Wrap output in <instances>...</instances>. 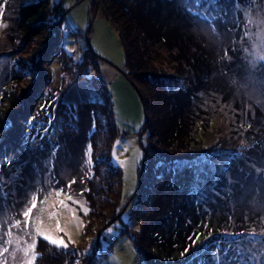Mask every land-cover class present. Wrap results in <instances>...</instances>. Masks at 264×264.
Returning a JSON list of instances; mask_svg holds the SVG:
<instances>
[{
	"label": "trees",
	"instance_id": "trees-1",
	"mask_svg": "<svg viewBox=\"0 0 264 264\" xmlns=\"http://www.w3.org/2000/svg\"><path fill=\"white\" fill-rule=\"evenodd\" d=\"M93 1L102 5L118 31L125 54L126 73L138 84L145 110L142 130L148 131V135L146 144L142 146L144 172L140 179V164L139 184L132 198H129L130 202L133 201L131 217L139 220L140 227L133 229L131 237L138 250L145 255L148 264H213L214 256L220 252L213 254L211 249L214 248V242L221 239L222 233H243L249 229L246 227L248 218L240 202L242 199L238 200L237 197L239 188L235 192L227 190V171L242 176V187L251 181V185L247 187L251 188L248 190L249 194L253 185L251 173L259 176L261 173L257 168L264 171V161L259 158L257 149V141L264 138V124L259 125L258 129L248 126L243 134L246 142L238 146L227 147L221 142H208L203 137L211 120V116L207 114L210 94L221 87L220 79H214V76H219L217 72L221 71L223 61H220L221 58L214 59L211 48L196 33L194 19H198L196 14L201 13L198 12L200 8L207 7L202 13L214 8L210 9L211 6L201 3L203 0H195L197 9L191 4L193 0H184V4L180 0ZM226 2L229 3V0H220L224 7L230 9L223 20L207 22L216 31L227 32L230 42L224 49L225 59H230L229 63L240 59L235 62L238 64L228 63L227 67L246 74L250 66L243 64L246 59L242 52V39L248 27L242 10L232 11L231 3ZM239 2L246 3V0ZM218 13L220 14L217 12L215 15L219 16ZM65 15L61 3L51 8L50 0H24L18 8L17 23L22 39L33 41L42 38L45 44L44 47H39L43 49L39 51L36 66L34 56L26 57L19 53L15 57V75L20 80L26 79L27 87L18 92L5 85L1 90L0 137L5 136L4 144L7 148H0V160L5 159L7 150L18 148L27 137L26 126L30 119L21 113L23 108H19L18 112L13 111L11 106H21L23 95L39 106H50L51 101H55L56 106L55 115L51 119L54 126L49 125V133L39 139L41 146L31 145L19 152L23 160L21 173L24 177L26 175V179L23 177V184H15L11 197L0 199V216L7 222L22 218L20 213L30 195L37 189L42 191V199L52 187L62 188L63 192L71 195H80L81 190L87 188L90 191L80 195L90 209L87 215L82 214L83 242L77 246H69L65 254V250H57L40 239L36 247L39 256L35 264H66L80 257L88 260V264H97L98 259L110 249V245L101 249L100 240L104 230L121 216L118 212L125 205L122 168L110 163L113 144L120 128L115 121L112 93L101 72L98 54L89 42L83 50L82 58L78 60L63 48L61 26ZM52 18H55L54 22ZM162 49L166 52H162ZM160 52L165 54V61L169 66L165 64ZM58 55L61 56L60 77L58 82L54 80L53 85L59 88V96L48 99L44 96L42 87L49 83L41 80L43 75L39 69L45 63L50 65ZM91 66L96 71L93 82L98 96L90 98L87 104L64 100L63 94L75 82L86 79ZM26 72L30 75L25 74ZM34 75L36 78L30 80ZM96 98L101 103H97ZM239 99L236 98V101ZM84 105L89 114L86 122L81 117L85 111ZM93 113L98 114L94 128ZM18 118L22 120L21 124L16 123ZM52 129H55L54 133ZM66 134L70 139L65 140L64 145L72 158L71 163L65 164L68 171H64V163H59L63 159L58 157V148L55 147L61 145V139ZM88 145L92 147L91 179L85 163ZM223 154L235 158L234 164L236 161L237 166L242 164V172L237 169L224 172L226 166H214V161ZM189 162L198 165L199 171L197 167H184ZM177 166H180L179 171H175ZM198 177L204 181L198 185L202 195L193 191ZM73 180L75 182L69 189V182ZM205 223L207 227L204 226ZM0 224L5 232L3 221ZM101 227L103 230L98 249L95 248V241L91 253L84 255L87 237L95 235L96 239V233ZM128 228V225H124L121 234L128 232ZM239 240L243 242L245 238L235 241ZM193 241L196 242L195 245ZM202 246V254L194 256ZM242 247L244 250L247 248ZM185 248H189V252L182 256ZM73 251L81 255L73 256Z\"/></svg>",
	"mask_w": 264,
	"mask_h": 264
},
{
	"label": "rangeland",
	"instance_id": "rangeland-1",
	"mask_svg": "<svg viewBox=\"0 0 264 264\" xmlns=\"http://www.w3.org/2000/svg\"><path fill=\"white\" fill-rule=\"evenodd\" d=\"M22 1L24 0H0V105L2 104L1 90L5 85H7V87L10 86L11 90L16 89L18 92L27 87V80L24 78L20 80L18 79L19 76L15 75V57H17L19 53L26 57L27 55L34 56V66H36L38 63L37 57L39 51L43 49V45L45 44L42 38L33 41L22 39L17 23L18 8ZM180 1L184 4V0ZM203 2L208 6L207 0H203L201 3ZM50 3L51 8L55 7L57 3H61V7H63L66 13L61 26L63 48L73 55L74 59L78 60L82 58L83 50L90 41L91 47L99 56L98 61L101 72L106 77L108 87L112 93L115 121L120 128V133L114 141L113 146L116 144L117 140H121L122 146L117 149L119 159L129 161V163L122 168L123 200L124 204H126L139 184V165L143 158L142 146L147 142L148 131L143 132L142 130V125L145 120V110L142 99L136 88L125 75L127 70L126 60L118 31L108 15L104 12L102 5H98V8L95 10V2L93 0H50ZM191 4L197 9V2L195 0H193ZM239 5L248 27L247 33L249 34L242 39V52L246 59V63L243 64L250 66L246 74L239 73L235 69H232V67H227L230 60L225 59L226 56L224 55L225 46L230 42V40H228L229 37H227V32L213 31V25L207 21H202L199 16L197 20L194 19V29L196 33H199L202 40H204V44L211 48L214 59L221 58L220 61H223L221 71L217 72L219 76H214V79L219 78L221 80H219L221 87L219 90L213 91L211 93L212 95L210 94L207 103V114L211 116V120L210 124H207L208 130L205 131L203 137L208 142H221V144L227 147L238 146L246 142L243 134L248 130L246 129L248 126L258 129L259 125L264 124V0H257V3L251 5V9H249L247 3L239 2ZM212 7L214 8L213 10L205 12L210 15H215V13L219 12L214 6H211L210 9ZM230 8L232 11H235L232 4H230ZM257 8H259L260 11H257ZM226 9L230 10L228 7ZM203 10H207V7L200 8L198 12L202 13ZM246 11L250 12V18L253 21L252 24L248 23L249 17L244 15ZM220 14L218 13V15ZM41 45L43 47L40 49L39 47ZM33 46L37 47L34 48ZM15 48L17 51H15ZM162 52H166V50L162 49ZM162 52L160 53L164 57V62L169 66L170 64L165 61V54ZM159 60L162 62L161 58ZM238 60L240 59L231 60L230 63H235ZM60 62L61 56L58 55L52 60L50 65L45 63L41 65L39 69L43 75V79L41 80L49 83L42 87L44 96L48 99L59 96V88H56L53 82L55 79L56 82L59 80ZM236 64L238 63L234 65ZM91 67L92 68L88 70V77H86V79L75 82L69 87L67 92L63 94L64 100L67 102L87 104L88 101L91 100L90 98L98 96V92L95 88L96 85L93 82V76L96 74V71L93 66ZM66 76L68 79V72ZM34 78H36V75L32 76L30 80ZM38 80L37 78V83H39ZM236 98L240 99L236 101ZM3 104H5V102ZM55 106V104L53 105L50 103V106L42 108V105L39 106L38 103L33 102L31 98L28 99V97L24 95L21 106L18 108L15 105L11 106L13 111L17 110L18 112L20 111L19 108H23L21 109V113H24V115L30 119V122L26 126V139L22 140L18 148L7 150L5 159L0 160V174L3 176L4 191L8 193L7 199L11 197L15 184H19L20 182L23 184L26 179V175L24 177L21 173L23 160L19 152L24 148L28 149L31 145L35 147L41 146L39 145L41 143L38 133H40L42 129L48 128L49 125L54 126L51 119L55 115ZM83 108L85 111L82 112L81 117L85 118L86 122L89 115L88 109L85 105ZM49 121H51V123H49ZM21 122L22 120L20 121L19 118L16 120L17 124H21ZM138 124L140 127L137 129L136 126ZM33 125L35 127H33ZM85 126L86 124L83 125V128H85ZM199 134L201 135L202 133L200 132ZM33 136L37 137L35 142L31 140ZM69 139L70 136L68 134L63 135L57 153L58 157L60 156L63 159V162L60 161L59 163H64V166H62L64 167V171H68L66 165L71 163L72 160L70 153L67 152L64 145V142H66L65 140L68 141ZM5 140V136L0 137V148L5 147ZM246 144H248V142ZM249 146L250 145H248V147ZM257 149L260 153L259 158L264 161V138L257 141ZM68 154L70 157H68ZM136 157H139V161H136ZM68 158H70L69 161ZM234 160L235 158L223 154L221 158L214 161L213 165L226 166L224 172L229 169H237L238 172L241 173L242 170L240 169L244 168L243 165L237 166L236 161L234 164ZM8 161H11V163L9 164ZM257 169L260 170L258 172L261 174L259 176H254L253 173H251L250 178L253 185L251 186L252 190L250 194L248 190L251 188L247 187L251 185V181L248 185L242 187V176L239 177L235 173L228 171V174L225 175V179L228 191L233 190L235 192L239 188L237 197L238 200L242 199L240 202L248 218L246 227H249V229L248 232H243L245 234L244 243L240 240L234 243L239 245L240 248L241 246L247 247L245 250L244 247L241 248L244 254H249V256L256 254L259 259V264H264V237L262 239V235L264 234V171L260 168ZM13 176L16 177L15 180L12 179ZM231 186L232 188H230ZM57 190L59 189L53 187L48 190V193L51 191L52 195L48 198L46 204L38 206L43 207L44 210L42 213L39 212V210H34L33 216H39L35 224H39L43 230L55 234L58 220L60 225L64 228V233H60V235H63L66 241L69 240L70 236L71 241L74 243H70L69 246H77L79 243L83 242L82 236L84 233V226L81 227L73 221L72 214L67 209H58V215L56 217H50L49 215V213L54 210L58 200L66 199L68 195V193L63 192L60 197H57L55 195ZM72 196L77 200L84 201L80 195ZM128 204L129 205L121 216L105 228L106 230L108 227H113L114 232L113 234L105 236L104 230L100 240L101 249H105L109 247V245L110 249L98 259L97 264H105V262H107V264H148L145 255L138 250L131 237L133 229L140 227V222L136 218L131 217L133 201ZM7 208L8 205L6 206V209ZM76 214L83 221L84 225L83 212H81L78 207L76 209ZM252 216H254V219H252ZM16 220H22V218ZM0 221H3V225L6 226L5 232L7 231L8 225L13 222H7L2 216H0ZM124 225L129 226L128 232L121 234V228ZM13 231L14 233L16 232L15 229ZM253 232L260 238L252 240L248 234ZM3 233L4 229L1 227L0 237L3 236ZM65 233H67V235ZM95 241V235L92 237L88 236L84 243L85 250L88 249L90 245L92 249ZM211 251L213 254L217 253L215 248H212ZM232 254L234 253H230V255ZM219 255L221 256V264H225L222 251ZM6 256L7 264H20L22 260L21 252L16 253L15 260H13L12 256L9 254H6ZM249 256H245V258ZM76 260L68 261L66 264H75ZM78 260L79 264L89 263L88 260H83L81 257L78 258ZM213 264H215V261ZM233 264H237V262L233 261Z\"/></svg>",
	"mask_w": 264,
	"mask_h": 264
},
{
	"label": "snow or ice",
	"instance_id": "snow-or-ice-1",
	"mask_svg": "<svg viewBox=\"0 0 264 264\" xmlns=\"http://www.w3.org/2000/svg\"><path fill=\"white\" fill-rule=\"evenodd\" d=\"M207 2L209 6H214L216 9H218L221 14L219 16H215V15H206L204 13H197L196 15H198L202 21H209L210 23L218 19L223 20V17L227 15V9L223 7V5L220 3V0H207ZM229 3L233 4L234 10L240 9L239 0H229ZM246 3L249 5V9H251V5L257 3V0H246ZM256 10L260 11L259 8H257ZM244 15L249 17L248 23L252 24L253 21L250 18V12L246 11L244 12ZM54 21L55 18H52V22ZM237 23H239L238 16H237ZM213 31H215L214 27H213ZM247 35L249 34L246 32L245 36ZM25 74L30 75V73L28 72H26ZM96 102L101 103L99 98H96ZM50 103L54 105L55 101H51ZM47 106H48L47 104L43 105L42 108H46ZM97 115L98 114L96 113L92 114L93 128L95 127V121ZM74 118H78V117H74ZM49 123H51V121H49ZM33 127L35 126L33 125ZM136 127L138 129L140 125L138 124ZM52 131L54 133L55 129H52ZM48 133H49V129L44 128L41 130L40 133H38V135L40 136V139H43L44 136L47 135ZM36 139H37L36 136L31 137V140L33 142H35ZM121 146H122L121 140H117L111 152L110 163L123 168L125 165L129 163V161L119 159L117 149ZM55 147L58 148L59 146L56 145ZM85 155L87 157L85 163L89 168V179H91L92 178L91 168L93 166L91 145H88ZM136 161H139V157H136ZM8 163L10 164L11 161H8ZM184 167H188V168L197 167L199 171L198 165L193 164V162H189L188 164L184 165ZM179 170H180V166H177L175 171H179ZM175 171L173 174H175ZM257 171L260 170L257 169ZM12 179L15 180L16 177L13 176ZM74 182H75L74 180L69 182L68 185L69 189L71 188V184ZM201 183H204V181L198 177L196 183L193 186V191L197 193H201L202 195L201 189L198 187V185ZM3 184H4L3 176L2 174H0V199L6 200L8 193L4 191ZM214 186L215 185H213V187ZM86 191H90V190L87 188L82 189L80 195H83V193ZM62 193H63V189L61 188L55 192V195L57 197H60ZM41 195H42V191L40 189H37L35 192H33L30 195V198L27 201L25 208L20 213V215L22 216V220H14L11 224L8 225L7 231L3 233V236L0 237V264H7L6 254L11 255L13 260H15L17 252L22 253V260L20 261V264H35V261L39 256V254L36 253L35 249L40 239L47 242L50 246H54L57 250H65V254H66V250L69 248V244L74 243L73 241H71L70 236H69V240L66 241L64 239V236L60 235V233H64V228L60 225L58 220H57L55 234L49 231H45L41 228L39 224H35V221L39 219V216L36 217L33 216L34 210H39V212L42 213L44 210L43 207H38V206L46 204L48 198L52 195V192L50 191L47 195H43L42 199L40 198ZM77 207L81 212H83L84 215H87L90 211V209L86 207L85 201L77 200L69 193L66 199L58 200V203L55 205L54 210L50 212L49 215L50 217H56L58 215L57 212L58 209H67L72 214L73 221H75L78 225L83 227L84 226L83 221L76 214ZM204 226L207 227V224L205 223ZM14 229L16 230L15 233L13 231ZM113 232H114L113 227H108L105 230V236L109 234H113ZM65 234L67 235V233ZM244 235H245L244 233L225 232L221 234V239L214 242L213 246L216 252L222 251L225 264H233V261L237 262V264H259V259L256 256V254H253L246 259L243 250L239 247V245L234 243L236 239L242 238L244 237ZM248 235L252 238V240H257L260 238L254 232L249 233ZM209 236H211V231L209 232ZM225 237H229L231 239H224ZM189 239H191V236L189 237ZM198 239H199V234H197V240ZM195 243L196 242L193 241V245H195ZM188 252H189V248H185L184 253H181V255L184 256ZM202 252H203V246L193 255L198 256L202 254ZM90 253H91V245L89 246L88 249L85 250L83 254L88 255ZM230 253H234V254L230 255ZM72 255L79 257L81 254L73 251ZM214 260H215V264H221L220 255H215ZM75 264H79L78 259L75 261ZM105 264H107V262H105Z\"/></svg>",
	"mask_w": 264,
	"mask_h": 264
},
{
	"label": "water",
	"instance_id": "water-1",
	"mask_svg": "<svg viewBox=\"0 0 264 264\" xmlns=\"http://www.w3.org/2000/svg\"><path fill=\"white\" fill-rule=\"evenodd\" d=\"M98 8V3H97V1H96V4H95V10ZM89 44H90V41H89ZM125 75H126V77L128 78V80L131 82V84L136 88V90L139 92V94L141 95L142 93H141V90H140V88H139V86H138V84L133 80V78L130 76V75H128L127 73H125ZM142 96V95H141ZM144 129V128H143ZM144 157H143V159H142V162H141V166H140V179H142V176H143V172H144V164H145V162H144ZM134 195V194H133ZM131 198H132V196H131ZM130 198V199H131ZM130 199L127 201V203L121 208V210L118 212V215H120V214H122L123 212H124V210H125V208L127 207V205H128V203H129V201H130ZM103 230V227H101L98 231H97V235H96V249H98V247H99V240H100V235H101V231Z\"/></svg>",
	"mask_w": 264,
	"mask_h": 264
}]
</instances>
